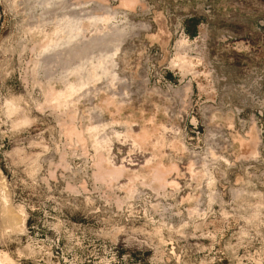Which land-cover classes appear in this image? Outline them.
Segmentation results:
<instances>
[{"label": "rangeland", "instance_id": "1", "mask_svg": "<svg viewBox=\"0 0 264 264\" xmlns=\"http://www.w3.org/2000/svg\"><path fill=\"white\" fill-rule=\"evenodd\" d=\"M138 2L0 0L6 264H264V0ZM73 22L87 25L76 42ZM116 45L117 80L90 81L60 110L46 102L78 80L81 57ZM71 116L102 126L85 148L65 135ZM128 129L152 138L138 145ZM97 151L127 168L110 185L94 175ZM147 161L177 164L178 185L159 188Z\"/></svg>", "mask_w": 264, "mask_h": 264}, {"label": "bare ground", "instance_id": "2", "mask_svg": "<svg viewBox=\"0 0 264 264\" xmlns=\"http://www.w3.org/2000/svg\"><path fill=\"white\" fill-rule=\"evenodd\" d=\"M140 1V0H139ZM136 3H139L138 0H122V6H126L127 7H132L136 4ZM138 5V4H137ZM131 8V9H132ZM135 8V7H134ZM109 16H103V17H100L99 19L102 20L103 22L105 23H108L110 20H109ZM89 18V17H88ZM92 18V17H91ZM94 19V18H93ZM92 23H89L88 26H96V22H93V20H91ZM111 22V21H110ZM69 23V22H68ZM74 23V22H73ZM76 23L74 24H71L70 28H71V33L73 34V37L75 38L74 42L78 41L81 36L84 37V26L83 25H86V24H80V25H75ZM91 24V25H90ZM110 24V23H109ZM109 24H105V25H109ZM98 25V24H97ZM87 26V25H86ZM85 26V27H86ZM103 26V25H102ZM69 28V27H68ZM67 28V29H68ZM102 28V27H101ZM105 29V26L103 27ZM107 28V27H106ZM113 26L111 28V30L113 31ZM86 29V28H85ZM103 30V29H102ZM101 30V31H102ZM96 31V30H95ZM99 31V30H98ZM104 31V30H103ZM106 31V30H105ZM122 31V30H121ZM110 32V31H109ZM101 32H99V35ZM122 33V32H121ZM103 34V33H102ZM96 39V38H95ZM55 41V39L53 38H50V39H47L43 45H42V49H43V52H46L49 48H50V45L51 43H53ZM94 41V40H93ZM73 41L70 40V42L68 43L69 45H71L72 43H74ZM78 44V42H77ZM84 49V48H83ZM83 49L81 47H79L78 45L76 46L73 45L71 47V50L72 52H75V54L78 56V55H82L83 54ZM103 51V50H102ZM120 51V46L119 45H116L114 47V52L110 53L109 52L107 54H105L106 52H104L103 54H99V56L97 55V57L95 59H93L92 57H87L86 55H89V53H86V57L89 58V63L88 65L90 67H88L87 69V66H85V63H84V59L83 61L80 60L82 59L83 57H81L79 59L78 62H76V64L74 66H69L70 69L73 70V74H75L77 77L79 76L78 80L77 81H66L65 83V87L63 89H60V90H57L56 88H54L53 86H50L49 89L47 90L46 92V102H48L53 109L55 110H60L61 108L63 107H66L68 106L70 103H72L74 100H73V96L75 93H77V91H80L81 89H84L87 84L91 81H95L96 80H100L103 76H107L109 79V81H111V84H112V81H114L116 78H118V74L117 72L114 71V67H115V64H116V57H117V54L118 52ZM89 52V51H88ZM92 52V51H91ZM97 53V52H96ZM43 54V53H42ZM74 54V53H73ZM179 54V53H178ZM71 55V54H70ZM94 55V54H92ZM76 56V57H77ZM186 57V56H185ZM67 60V59H66ZM70 60V59H69ZM73 60V59H72ZM86 60V59H85ZM177 60H182L181 57L178 55V58ZM186 60V59H185ZM175 61V60H174ZM177 61V62H178ZM184 61V60H183ZM182 61V62H183ZM188 61V60H187ZM176 62V61H175ZM70 63V62H69ZM87 63V62H86ZM179 63V62H178ZM177 63V64H178ZM187 63V62H186ZM189 63V62H188ZM191 64V63H190ZM72 65V64H71ZM183 65V64H182ZM181 64L180 65H176V66H182ZM186 65V64H185ZM193 65V64H192ZM175 66V65H174ZM175 66V67H176ZM186 66H189V65H186ZM191 66V65H190ZM184 67V65H183ZM191 68V67H190ZM189 69V68H188ZM86 70V75L88 76L87 77V80H83L81 78V74L84 73V71ZM184 73V72H183ZM86 77V76H85ZM86 79V78H85ZM117 80V79H116ZM120 80V79H118ZM121 81V80H120ZM115 98V97H114ZM103 101H107V103H111L113 101V98L112 97H108L107 100H104ZM106 104V102H105ZM49 105V106H50ZM108 105V104H106ZM111 105V104H110ZM10 106V109L11 110H16L18 109L13 103L9 105ZM108 107V106H107ZM158 122V121H157ZM155 126V125H154ZM153 126V127H154ZM162 126V125H161ZM63 127H64V132H65V135L67 136V138L70 140L69 142H73L75 141L76 143L80 144L83 148L86 147V144H87V141H86V136H85V133L86 132H89V133H97L98 131H100V128L102 127L100 124H97L95 126H91V127H87L86 129H83V128H79L77 127L76 123H75V120L74 118L71 116L70 117V120L69 122H66L63 124ZM131 129V128H130ZM130 129H128V136H131L134 138L133 141L136 142V144L138 143V145H145L147 143V141L150 139V137L152 138V133L148 130H142L140 131V133L138 134H134L133 131H131ZM155 132L157 131V129H153ZM153 131V132H154ZM101 132V131H100ZM156 133H158V131ZM94 133V134H95ZM118 136H119V133L116 131L115 132ZM98 134V133H97ZM100 134V133H99ZM102 135V134H101ZM100 135V136H101ZM95 136V135H94ZM102 137V136H101ZM250 137V136H249ZM103 137L101 139H99V135L95 136L94 139H93V146L95 148H99L101 146V144L103 143ZM162 140V138H161ZM106 141V140H105ZM158 141H160L158 139ZM157 141V142H158ZM252 145H253V151L251 152L252 155L257 156V148H258V138L254 135H252ZM155 142L156 144H159ZM162 142V141H161ZM241 143V142H240ZM243 143V142H242ZM258 143V144H257ZM73 144V143H71ZM244 144V143H243ZM161 145V144H159ZM157 146V145H156ZM154 147V146H153ZM160 147V146H159ZM85 150V149H84ZM250 154V155H251ZM150 161V159H149ZM149 161L146 162V164L148 163L149 164ZM96 172L94 173L95 177L100 180L101 182L105 183V184H108L110 185L112 182H116L115 180H117L120 176L123 175L124 171L127 169H125L124 165H116L114 163H111V160L105 156L103 153L101 152H98L97 151V157H96ZM152 165V164H151ZM150 166V164H149ZM151 167V166H150ZM177 164H170L169 166H166L164 165L163 163L161 162H156L153 167H151L152 169V173H153V179L158 183V186L159 188L163 189L165 188L166 186H173V187H176L178 185V183L174 180H169V176L171 173H173V171L175 172L177 170ZM127 171V170H126ZM177 172V171H176ZM151 173V174H152ZM150 174V175H151ZM131 178V177H130ZM134 178V177H133ZM135 179V178H134ZM152 179V180H153ZM153 180V181H154ZM131 182V180H129ZM132 183V182H131ZM107 185V186H108ZM151 185V184H150ZM135 186V185H134ZM152 187V186H151ZM131 188V187H130ZM129 188V189H130ZM131 190V189H130ZM132 195V194H131ZM6 259L7 256L4 254L2 256V254L0 253V263H3L5 261V264H6ZM11 260V258H10ZM9 261V260H8ZM8 263V262H7ZM9 264V263H8Z\"/></svg>", "mask_w": 264, "mask_h": 264}]
</instances>
